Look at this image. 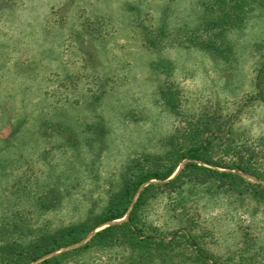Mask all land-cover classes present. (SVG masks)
<instances>
[{"label":"rangeland","instance_id":"rangeland-1","mask_svg":"<svg viewBox=\"0 0 264 264\" xmlns=\"http://www.w3.org/2000/svg\"><path fill=\"white\" fill-rule=\"evenodd\" d=\"M249 3L212 22L221 0H0V264L92 219L136 161L209 140L220 166L198 165L248 160L264 175V0ZM188 174L141 186L158 184L138 213L157 247L131 249L123 230L73 251L125 215L50 264H264V201Z\"/></svg>","mask_w":264,"mask_h":264},{"label":"trees","instance_id":"trees-1","mask_svg":"<svg viewBox=\"0 0 264 264\" xmlns=\"http://www.w3.org/2000/svg\"><path fill=\"white\" fill-rule=\"evenodd\" d=\"M221 1L225 3V6H228L223 9L222 14L216 13L215 16L212 14L211 16H209V19H206V21L209 20L213 22V20L216 19L218 21H221V19L223 21H225V19L228 20L231 17V9H233L234 17L238 19L242 6L246 5V3L249 2H255L256 0ZM196 31L199 32L200 30H198L197 28ZM221 34L222 33L219 32L215 35L221 36ZM207 41L208 43H210L211 38H209ZM201 42L204 41L201 40ZM263 78L264 67L259 69V73L256 76V87H260V83L262 82ZM101 92L103 93L104 91L102 90ZM199 124L200 123L197 122L198 128L200 126ZM206 124L208 125L207 127H204L202 130L197 129L195 133L210 130V124L205 123V125ZM209 143H211V141L204 140L203 142L200 141L194 143L193 145L187 148L185 147L184 150L180 153L171 152L167 156V161L164 165L159 164L154 165L153 167L139 166L136 169L135 163L139 162L136 161L128 168V173L123 179L121 188L110 196L106 206L101 212L96 214L92 219L77 223L72 226H68L67 228L59 230V233L56 232L58 234L55 233L54 235L37 241V243L35 244V251H33L32 255L25 257L24 260L17 262V264H28L31 261H34L42 257L43 255L53 253L54 251L62 247L78 243L83 238H85L87 234L96 226L116 219H120L125 215H127L126 220L120 223L110 224L102 228L101 230L96 231L84 245L73 249V251L86 249L94 245H105L106 243H114L113 240H117L119 238V232L123 230H125V233L128 235V240L130 242L131 249H149L150 246L154 247L153 243H155V246L157 247V243L152 239L150 233L148 235H144L141 227L138 225V213L140 211L141 205L149 196L148 194L151 191L157 190L156 187H158V184L148 183L142 188L141 186L144 183L150 181L151 179H168L173 174L181 160L185 158L188 159V161L183 164L181 169L171 179L166 180L163 185H175L180 187L182 183L186 182L185 178L189 175L188 172L192 171L196 174L195 180L197 182H201L202 179H206L208 181L215 180L219 182L218 185L220 187H224L229 191L240 190V194H242V192H245L254 199L264 201V185L260 183L251 182L237 172L239 170L246 174H253L258 178L264 176L263 173H261V171L258 169V167H251L250 164L247 163L248 160H246L247 162H241V160L230 159L231 163H225V165H222L224 168H232L236 169L237 171H218L214 168L198 165L195 162L201 161L203 163H210L215 166H220L218 165V161L206 158L209 152ZM65 253L68 252L60 253V255L57 256L45 258L36 264H50L53 260H57L59 257L67 255Z\"/></svg>","mask_w":264,"mask_h":264},{"label":"water","instance_id":"water-1","mask_svg":"<svg viewBox=\"0 0 264 264\" xmlns=\"http://www.w3.org/2000/svg\"><path fill=\"white\" fill-rule=\"evenodd\" d=\"M129 209H130V208H129ZM50 254H52V253H50ZM50 254H47V255H44L43 257H40V259L36 260V262L41 261V260L47 258V256L50 255Z\"/></svg>","mask_w":264,"mask_h":264}]
</instances>
